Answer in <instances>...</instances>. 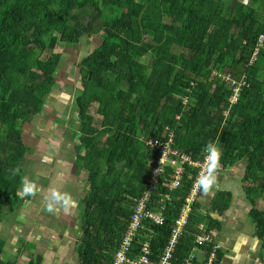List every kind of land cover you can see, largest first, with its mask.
Masks as SVG:
<instances>
[{
	"label": "trees",
	"instance_id": "obj_1",
	"mask_svg": "<svg viewBox=\"0 0 264 264\" xmlns=\"http://www.w3.org/2000/svg\"><path fill=\"white\" fill-rule=\"evenodd\" d=\"M256 1L0 0V216L31 196L18 193L29 151L22 126L42 112L43 97L54 85L59 56L52 50L59 40L76 43L82 35H99V44L77 63L79 129L70 135L77 136L75 164L87 172L88 185L78 200V264H110L156 156L146 140H164L170 133L173 147L193 159L212 150L213 169L244 161L248 214L260 241L256 256L264 264V197L259 209L254 196L264 193V24L253 10ZM146 36L153 44L149 48ZM175 46L182 49L178 55ZM178 57L184 64L173 74ZM215 69L224 70L211 76L214 86L207 87L205 79ZM225 76L241 83L235 103L229 102L232 88ZM93 105L95 115L89 113ZM169 173L166 167L155 190L169 193L171 200L165 223L151 227L153 258L163 249L196 170L188 167L181 186L170 192L164 185ZM211 181L208 175L198 200L210 191ZM198 200L172 264H180L192 249L199 224L205 232L220 230L213 214L228 209L231 192L215 191L207 209ZM4 246L0 235V255ZM216 256L219 264L222 252ZM6 262L0 258V264H14ZM41 263L42 256L34 254L27 264Z\"/></svg>",
	"mask_w": 264,
	"mask_h": 264
},
{
	"label": "rangeland",
	"instance_id": "obj_2",
	"mask_svg": "<svg viewBox=\"0 0 264 264\" xmlns=\"http://www.w3.org/2000/svg\"><path fill=\"white\" fill-rule=\"evenodd\" d=\"M223 1L230 2V0ZM236 1L244 4L249 2V0ZM263 4L264 0H257L252 7L259 21H263L264 24ZM228 5L225 4L224 7L227 8ZM56 33L59 35V32ZM100 38L99 35L90 38L82 35L76 43L59 40L58 46L52 50L53 53H57L59 56L58 64L53 72L54 85L43 97L42 112L33 116L29 122H26L22 126V140L27 145L29 151L26 153L22 173L23 180L18 189V193L24 198L26 195L31 196L24 203L22 202L18 207L14 208L9 214L0 216V235L5 240L4 252L0 255V258L4 262L27 264L32 255L39 254L42 256L41 264H78L76 241L81 234L78 218L80 192L76 194L75 200H69L71 204H76V207L74 209L71 205L66 208L65 213L70 215L68 224H63L62 227L59 225L51 226L50 230L45 232L46 227L41 221H44L46 218H52L54 221L58 220L55 214L52 215L53 207L58 195L65 197L71 194H66V192L70 191L71 179L74 175L78 174L83 178L84 185L82 186V190L86 189L87 184L85 180L87 172L85 169L79 167L78 169L76 167L74 168L71 163L69 149L72 150L71 146L75 145L78 140L76 135L71 140L70 135H72L73 131L76 132L79 129V120L74 100L76 89L81 87V74L77 63L95 45L99 44ZM144 45L147 48L153 45L150 37L146 36ZM181 50L179 47H172L175 55H178ZM254 56L252 52V57ZM142 59L148 60L146 56H143ZM183 64L184 60L180 57H178V62L173 60V74H177L179 67ZM165 67L166 65L160 66V68ZM215 70H212L210 77L205 79L207 80V87L210 86V88H213L214 82L211 76L217 77V73L224 69ZM89 113L95 115V105L89 108ZM160 117L158 116V120H160ZM60 150L63 151L62 155L57 157ZM73 153H75L74 148ZM73 163L75 165V162ZM244 165V161H239L235 165L229 166L237 169L236 174H234L235 180L237 178V187H233L234 190L231 192L230 205L227 211H225L233 219V225L234 223L238 224L240 221L239 224L243 225L245 220H249L248 210L250 208V202L245 193L247 183H243L242 181ZM229 167H227L228 170L231 169ZM214 170H217L216 174L218 175V172L228 171L225 170V167ZM62 181L63 187L59 185ZM216 181L215 179L212 180L210 191L206 192L205 196L199 197L198 201L202 209L208 208L209 194L218 190L214 187ZM233 185H235V181ZM217 186L220 189L223 185L221 182H217ZM254 196L257 207L262 209L264 193L262 195L254 194ZM64 197L62 198L64 199ZM50 209L52 210L48 212ZM228 224H230V221ZM68 226L70 228L66 230ZM250 227H252L251 221L248 227L245 223V230H249ZM239 228H242V226ZM252 229L254 228L252 227ZM250 233L247 237L250 236ZM249 239H251V236ZM223 241H225V238H223ZM223 247L226 246L223 244ZM232 250L234 248H225L226 252H232ZM249 263L245 261L241 264Z\"/></svg>",
	"mask_w": 264,
	"mask_h": 264
},
{
	"label": "built area",
	"instance_id": "obj_3",
	"mask_svg": "<svg viewBox=\"0 0 264 264\" xmlns=\"http://www.w3.org/2000/svg\"><path fill=\"white\" fill-rule=\"evenodd\" d=\"M261 44L260 40L258 45ZM257 52L258 47L254 49L253 55H256ZM224 78L228 83L230 82L232 88L229 102L235 103L239 96L241 83L235 84L234 80H229V76ZM146 144L156 149V156L150 162L151 170L145 178V186L132 206L126 228L113 253L110 264H172L176 247L188 224L192 204L198 200L203 181L208 175L212 180L216 179L217 176V170L213 169L211 163L212 150L193 159L189 154L173 147L172 133L168 134L164 140L149 138L146 140ZM166 167L171 169L167 182L164 183L169 192L181 186L188 167L195 169L196 173L191 181V187L179 207L177 216L171 220L169 235L161 253L153 258L154 255L150 247V237L153 232L151 227L165 223L164 209L166 202L171 200L169 193L155 194L157 184L164 177ZM153 195L159 196L157 201H152ZM198 229L200 232L193 237L192 249L181 260L180 264H193L194 260L195 262L203 260L202 264H214L217 259L216 252L222 251L221 244L214 239V230L205 232L202 224L198 225ZM201 245L209 247V252L207 253L205 249L200 248ZM253 261L260 263L257 256H254Z\"/></svg>",
	"mask_w": 264,
	"mask_h": 264
},
{
	"label": "crops",
	"instance_id": "obj_4",
	"mask_svg": "<svg viewBox=\"0 0 264 264\" xmlns=\"http://www.w3.org/2000/svg\"><path fill=\"white\" fill-rule=\"evenodd\" d=\"M71 138V136H70ZM72 140V138H71ZM73 148L75 151V145L71 146V149H69V153H70V158H71V163L73 164L74 168L77 167V165L73 162H75V158L74 155L76 157V151L75 153H73ZM62 150H60L57 154V157L59 155H62ZM57 161H59L57 159ZM230 170L227 169V167H225V170H228L227 172H218L219 175L217 174L216 176V185H214V187H216L217 189H219V187L217 186V182H221V184L223 186L220 187V189L223 190H228L230 192H233L234 188L237 187V178L235 180V175L237 172V169H233L232 167ZM83 169V168H81ZM83 172V171H82ZM233 172V173H232ZM75 176V177H74ZM71 179V186H70V191L66 192V194L71 193L70 195L67 196H62V195H58L57 197V201L53 207V210L50 209L48 210V212H50L52 210V215L55 214L58 218V220L54 221L52 218H46L44 219V221H41L42 224L46 227V231L50 230L51 226H61L63 224H68V222L70 221V215H68L66 212V208L67 207H71L75 209V205L76 204H71L69 202V200H75L74 198L76 197V194H78L80 192V198H81V194L82 192H84V189L82 190V186L84 185L83 183V178L80 177L78 174L74 175ZM63 180V179H61ZM86 181V180H85ZM235 181V185H233V182ZM63 181L61 183H59V185H61L63 187ZM88 185H86L87 188ZM234 187V188H233ZM82 190V191H81ZM214 194L210 193L209 197H212ZM234 194V193H233ZM64 197V199L62 198ZM238 198V197H237ZM35 204V203H34ZM50 208H52L50 205H48ZM63 208V209H62ZM227 211V210H226ZM49 215V214H48ZM213 216L217 217L222 223H221V229L220 230H214V239L216 241H218V243H220L222 245V260L220 261L219 264H241L242 262H250L249 264H258L259 262H254L253 258L254 256L257 255V252L260 249V241L258 239H256L253 236V229L251 230V228L253 226V223L251 221V219L248 217V219L251 221V225L252 227L249 228V230H245V223L246 226H250V221L249 220H245L243 225H240L238 222V224L234 225L232 224L233 219H231V217H229L228 213L222 214V215H216L213 214ZM72 218V217H71ZM69 220V221H68ZM230 221V224H228ZM240 226H242V228H239ZM68 228H70V226L67 227L66 230H68ZM239 230V231H238ZM247 232H251L250 236L247 237L249 235V233ZM44 234V233H43ZM220 234V235H219ZM223 238H225V241H223ZM226 247H223V244ZM225 248H234V250H232V252H226ZM236 249V250H235ZM231 253V254H230Z\"/></svg>",
	"mask_w": 264,
	"mask_h": 264
},
{
	"label": "water",
	"instance_id": "obj_5",
	"mask_svg": "<svg viewBox=\"0 0 264 264\" xmlns=\"http://www.w3.org/2000/svg\"><path fill=\"white\" fill-rule=\"evenodd\" d=\"M87 191H88V186H87V188L84 190V192H83V194H82L81 198H84V197L86 196V194H87Z\"/></svg>",
	"mask_w": 264,
	"mask_h": 264
},
{
	"label": "clouds",
	"instance_id": "obj_6",
	"mask_svg": "<svg viewBox=\"0 0 264 264\" xmlns=\"http://www.w3.org/2000/svg\"><path fill=\"white\" fill-rule=\"evenodd\" d=\"M216 179H217V178H216ZM216 179H215V180H216Z\"/></svg>",
	"mask_w": 264,
	"mask_h": 264
}]
</instances>
